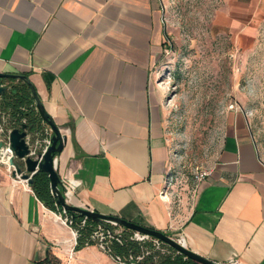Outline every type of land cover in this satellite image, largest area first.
<instances>
[{"label": "crops", "instance_id": "obj_1", "mask_svg": "<svg viewBox=\"0 0 264 264\" xmlns=\"http://www.w3.org/2000/svg\"><path fill=\"white\" fill-rule=\"evenodd\" d=\"M158 7L0 0V72L28 75L66 136L57 169L71 203L163 231L219 264H264V154L248 115H232L191 201L168 187L172 152L152 83ZM245 7L255 38L264 0ZM64 217L0 161V264H121L97 240L79 247Z\"/></svg>", "mask_w": 264, "mask_h": 264}, {"label": "rangeland", "instance_id": "obj_2", "mask_svg": "<svg viewBox=\"0 0 264 264\" xmlns=\"http://www.w3.org/2000/svg\"><path fill=\"white\" fill-rule=\"evenodd\" d=\"M246 4L159 0L152 83L172 152L168 187L177 199L196 196L198 176L214 166L234 113L248 115L264 154V21L250 37Z\"/></svg>", "mask_w": 264, "mask_h": 264}, {"label": "water", "instance_id": "obj_3", "mask_svg": "<svg viewBox=\"0 0 264 264\" xmlns=\"http://www.w3.org/2000/svg\"><path fill=\"white\" fill-rule=\"evenodd\" d=\"M5 78L23 81L28 85L35 100L34 107L37 113L32 116V112H27L25 117L26 121H22L23 118L18 121L13 119L12 121L17 125L12 129L9 135L11 143L10 148L14 152V158L11 161L15 166L14 175L21 174L22 178L29 179V184L32 185L37 173H48L51 180L52 192L57 197V205L64 215L66 212L68 213V211L79 213L87 219L97 220L103 228H108L109 223L115 226L119 225L122 228L131 229L163 241L177 249L180 253L202 264H219L186 247L183 242L163 231L152 229L117 215L103 214L94 209L71 203V201H69L68 190L57 169V154L63 151L67 139L66 136L62 134L58 125L46 111L36 86L28 75L0 72V80ZM10 87L11 85L0 84V97L6 94ZM44 124L46 125L45 127H47V125L49 126V131L44 129ZM47 137H50L51 144L44 153L43 145ZM3 144V142L0 143V146H3ZM32 151L36 153L32 154ZM40 157L43 158L41 161L39 160Z\"/></svg>", "mask_w": 264, "mask_h": 264}, {"label": "trees", "instance_id": "obj_4", "mask_svg": "<svg viewBox=\"0 0 264 264\" xmlns=\"http://www.w3.org/2000/svg\"><path fill=\"white\" fill-rule=\"evenodd\" d=\"M34 103L35 100L28 85L23 81L16 82L13 80L10 89L6 94L1 96L0 107L12 115L10 123H13V119L18 121L26 117L27 112H32V116L36 115ZM13 125L15 124L13 123ZM32 187L38 197L48 207L59 209L57 197L52 192L51 180L48 173H37ZM68 213L74 219V227L79 230L78 246L81 247L87 242L93 241L91 235L98 229L100 223L94 219H87V224L82 227L81 222L84 217L79 213L71 211H68ZM117 228H121V226H115L111 223H109L108 228L104 227L106 231L111 230L112 232H115ZM134 232V230L123 228L121 241L110 237L109 247L116 257L119 256L122 260L135 262V264H202L180 253L171 245L159 240L160 247L164 246L169 250L168 253H163L161 248L155 244L156 238L154 237H150L145 242L136 241L131 238ZM140 256H142V259H138Z\"/></svg>", "mask_w": 264, "mask_h": 264}, {"label": "built area", "instance_id": "obj_5", "mask_svg": "<svg viewBox=\"0 0 264 264\" xmlns=\"http://www.w3.org/2000/svg\"><path fill=\"white\" fill-rule=\"evenodd\" d=\"M1 101V97H0ZM9 118V113L5 111L3 108L0 107V143H4L3 146H0V161L3 162L10 170L11 172H14L15 166L11 163L12 159L14 158V152L11 150V143H10V132L14 127L17 125H13L10 123L8 120ZM22 121H26V119H23ZM19 126V125H18ZM49 131V129H47ZM51 144L50 137H47L44 142V153L48 150L49 146ZM35 151H32V154H35ZM37 157V156H36ZM43 158L40 157L39 160L41 161ZM209 174V171H203L199 174V180L205 179ZM16 176L22 177L21 174H17ZM23 180L29 184V179L23 178ZM69 192V191H68ZM63 221L65 223L74 224V219L72 216L69 215V213L66 212L65 217L63 218ZM87 224V218L84 217L81 226H85ZM79 232V231H78ZM92 239L97 240L102 247L110 250L111 248L109 247V239L110 237L116 238L121 241L122 238V232L115 231L112 232L111 230L104 229L102 226H100L97 230L93 232L91 235ZM132 239L139 241V242H145L147 241L150 237L139 233V232H134L133 235L131 236ZM155 244L157 247H160V241L158 239L155 240ZM118 260L121 262V264H135V262H126L121 259V257H117ZM138 259H142V256L138 257Z\"/></svg>", "mask_w": 264, "mask_h": 264}]
</instances>
